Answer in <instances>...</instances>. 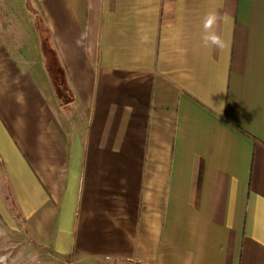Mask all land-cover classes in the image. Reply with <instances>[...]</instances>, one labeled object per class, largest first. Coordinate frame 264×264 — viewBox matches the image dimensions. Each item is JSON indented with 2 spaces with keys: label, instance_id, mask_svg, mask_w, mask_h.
Segmentation results:
<instances>
[{
  "label": "crops",
  "instance_id": "obj_1",
  "mask_svg": "<svg viewBox=\"0 0 264 264\" xmlns=\"http://www.w3.org/2000/svg\"><path fill=\"white\" fill-rule=\"evenodd\" d=\"M0 7L37 49L18 62L0 29L5 264H264V0ZM210 12L222 49L203 44Z\"/></svg>",
  "mask_w": 264,
  "mask_h": 264
},
{
  "label": "rangeland",
  "instance_id": "obj_2",
  "mask_svg": "<svg viewBox=\"0 0 264 264\" xmlns=\"http://www.w3.org/2000/svg\"><path fill=\"white\" fill-rule=\"evenodd\" d=\"M0 15L1 20L0 22L5 21L3 24H0L1 30H7L8 34L10 35V51L11 54H14V57H16V60L18 62H22L24 57V51H27L29 54H33L37 51L36 49V43H34L33 38L28 34V31L26 28L29 27L27 20H29L27 17L22 16L19 18L18 16H21L22 14H12L10 11L5 10L2 7H0ZM7 24V25H6ZM16 25L17 32H14V27ZM14 32V33H12ZM13 44V45H12ZM28 63V62H27ZM44 93L46 96H49V93L47 90H44ZM48 94V95H47ZM51 259V260H48ZM42 260L44 261L43 264H66L62 263L60 259H56L54 257H47L46 255H42ZM97 264H119L115 260H106L102 262H98Z\"/></svg>",
  "mask_w": 264,
  "mask_h": 264
},
{
  "label": "trees",
  "instance_id": "obj_3",
  "mask_svg": "<svg viewBox=\"0 0 264 264\" xmlns=\"http://www.w3.org/2000/svg\"><path fill=\"white\" fill-rule=\"evenodd\" d=\"M34 25L38 32L45 70L48 75L52 77V81L55 84L54 92L58 98L66 99L65 93L68 92V88L66 87L64 71L61 69L55 52L51 46L48 29L39 18L35 19Z\"/></svg>",
  "mask_w": 264,
  "mask_h": 264
},
{
  "label": "clouds",
  "instance_id": "obj_4",
  "mask_svg": "<svg viewBox=\"0 0 264 264\" xmlns=\"http://www.w3.org/2000/svg\"><path fill=\"white\" fill-rule=\"evenodd\" d=\"M219 17L215 12H210L204 17L203 29L205 35L202 37L204 46H215L216 48H224L225 41L214 31V26L217 25ZM145 39H147L145 37ZM6 257H0V264H5Z\"/></svg>",
  "mask_w": 264,
  "mask_h": 264
}]
</instances>
